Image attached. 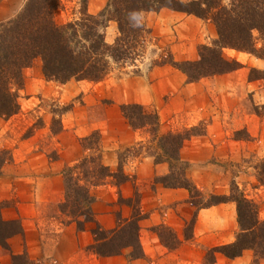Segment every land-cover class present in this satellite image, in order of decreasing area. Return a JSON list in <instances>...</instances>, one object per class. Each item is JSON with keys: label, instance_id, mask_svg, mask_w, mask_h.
<instances>
[{"label": "trees", "instance_id": "obj_1", "mask_svg": "<svg viewBox=\"0 0 264 264\" xmlns=\"http://www.w3.org/2000/svg\"><path fill=\"white\" fill-rule=\"evenodd\" d=\"M76 1L78 10L65 23L55 19L56 13L64 8L62 0H25L13 18L0 23V118L7 120L19 112L18 91L23 87V72L37 60L41 62L44 79L59 85L70 81L98 83L117 69L136 66L149 47L158 45L151 28L142 19L144 13L168 9L214 25L217 38L210 45L199 47V59L177 62L164 49L153 64L175 68L188 83L240 69L241 63L225 56L226 49L264 58V46H258V42H264V0H108L97 14L89 13L88 0ZM111 22L116 24L117 35L108 43L105 30ZM155 47L160 50L159 46ZM71 107H63L61 113ZM259 109L264 111V106L254 109L257 115ZM119 110L132 130L147 133L149 140L137 145L148 144V149L155 150L154 163L167 164L168 173L156 179V183L168 189L185 190L188 202L197 211L228 202L235 205L239 226L235 241L210 248L205 260L214 264L216 254L234 260L248 250L255 257L264 258V219L259 217V204L248 198L237 184H233L229 195L207 194L188 176L189 164L181 159L180 151L192 137L205 135V128L160 133V120L154 110L137 103L122 104ZM81 143L85 155L62 170L64 200L58 210L67 218L62 224H74L78 231H83L87 223H95L97 227L91 232L96 243L88 250L99 257L119 256L128 251L125 256L129 261L144 258L139 233L146 215L139 205L140 195L135 192L128 199L119 195V202L132 208V217L113 230L100 229L92 210L96 200L92 191L108 181L119 188L128 176L119 166L112 171L104 164L98 131L82 138ZM11 160L9 150H0V175ZM7 205L8 202H0V247L10 251L8 240L23 235V230L19 220L5 221L1 217V209ZM168 230L162 225L155 228L164 247L176 250L180 241ZM19 259L31 264L25 255L11 256L14 264Z\"/></svg>", "mask_w": 264, "mask_h": 264}, {"label": "rangeland", "instance_id": "obj_2", "mask_svg": "<svg viewBox=\"0 0 264 264\" xmlns=\"http://www.w3.org/2000/svg\"><path fill=\"white\" fill-rule=\"evenodd\" d=\"M224 1L228 2L229 0ZM62 2L64 8L59 10L55 16L58 23H65L73 19L75 11L78 10L76 0H62ZM107 2L108 0H88L89 13H99ZM24 3L25 0H0V6L3 7L0 13L11 19L21 10ZM6 10L8 13H5ZM142 19L148 27L151 26V20L147 18L146 14L142 15ZM116 35V24L111 22L105 30L106 41L112 43ZM212 41L201 45H210ZM261 45L264 46V42L263 44L258 42V46ZM155 46H159L160 50H156ZM164 49H168L167 46H160V44L149 47L143 59H140L136 66L117 69L105 80L98 83L73 81L62 86L54 82H48L42 75L41 62L39 60L35 61L31 67L24 70L23 87L18 91L20 110L14 116L16 119H22V121L26 119L28 122H33V126L27 129L22 136H28L34 132L35 128H39L42 136L40 145L43 149H46L50 158H57L58 151L63 150L66 151V154L69 153L73 156L75 144L78 145L82 157L85 155V151L81 139L89 136L94 131H98L100 134L99 149L103 154L107 151L111 157L113 154V160H117L116 169L119 166L125 174L126 172H133L138 157H140L138 160L147 158L149 161L154 162L155 150L148 149V144H145L146 147H139L136 145L137 143L126 148L123 146L124 144L127 145L128 139L132 137L129 134L133 135L135 130L128 126L127 121L121 115L120 105L133 102L154 110L160 120V133L182 132L192 127H197L201 131L206 124L213 122L209 113L205 114L204 117H200L202 112H195L191 115V113L183 114L180 111L188 93L182 94V99L174 104L171 103L167 94L160 95V91L155 85L162 75L158 74V70L153 64ZM168 51L170 50L168 49ZM260 60L264 61V58ZM246 67L248 84H251L250 89L248 88L250 92L248 91L242 97L239 108L235 113L233 111L230 119H228V121H231L229 124L233 127L229 135L233 140L232 144L225 147L221 146L220 149L223 152H219L218 155V144L207 141L218 138V128H214L211 130L210 136L205 132V135L194 136L186 141L180 151V157L189 164L188 176L202 192L229 195L233 184H237L248 198L259 204V217L264 219V111L259 109V115H257L254 110L264 106V65L262 64L260 68L257 66ZM213 77L203 78L194 84L198 85L200 82L202 83V81ZM253 89L255 91H252ZM191 92L193 91L191 90ZM69 105H72V107L61 113V109ZM250 118L253 119L254 136H250L245 127H240L242 122L251 120ZM236 125H238V129L235 128ZM49 131L50 133H48ZM52 131L57 133L54 134L55 139L52 138ZM137 131H139L140 134L138 133V135L140 137L142 136L141 133L143 134L144 142L139 143H146L149 137L145 130ZM117 143L122 146L116 148ZM111 159H107V163ZM147 174L148 177L143 176V179L145 177V180H149L144 184L146 188L144 191L142 188H137L136 193L140 195L139 205L143 207L141 210L146 211L149 207L148 213L143 212L146 218L150 217L149 214L153 212V217L150 219L156 217L155 221L158 223L150 224L151 221H144V219L140 224L139 237L145 255L144 258L129 261L125 256L128 251L113 257L97 256L88 250L91 245L96 243L91 230L97 226L95 223H87L84 230L88 227L92 235V243L85 251L86 254L93 256L92 259L88 260L89 264H91V260H93L92 264H209L205 260V256L210 248L235 241L239 226L236 207L233 203L228 202L200 211L187 203H174L169 206L161 202L158 203V200L153 203L151 202L153 201L152 184H158L156 179L165 176L167 173L162 176L153 175L152 177V171L147 170ZM131 181H134V178L130 179ZM108 183L110 182L108 181ZM62 187L64 200V180ZM92 193L96 198L101 195V192L95 190ZM20 199L18 197L12 198L7 207L1 209V217H3L2 211L4 209H16L17 202H21ZM109 206L110 216L112 215L115 220L112 226L108 219L105 224L97 220L96 215H101V210L94 212L98 227L104 231L113 230L124 220L132 217V208L121 204L119 197L114 204ZM47 207L49 209L47 216H43L44 219H41L44 222L43 232L41 233L43 236L41 249L45 245L55 246L52 256L36 258V261H34L27 254L24 255L31 264H64L60 262L63 260L61 256L64 254H57V247L61 248L62 245H56L54 240L58 235L56 232L57 226H60L67 218L61 215L60 212L58 213L53 206L49 207L48 205ZM171 208L174 210L173 213ZM51 216L55 218V221H50ZM15 220H19L22 225L20 218ZM160 225L172 230L171 232L180 241V245L176 250H168L158 238L155 228ZM32 239L35 240V237ZM48 252L49 249L47 248ZM248 256L251 257L250 261ZM215 257L214 264H244L246 258L245 264H264V258L255 257L254 252L251 250L245 251L241 255L245 260L242 258L229 260L220 254H216ZM85 261V258L79 260L80 264H84ZM0 264L14 263L11 258L9 261L8 258L7 261L0 258ZM15 264H25V259H19ZM68 264L73 263L70 261Z\"/></svg>", "mask_w": 264, "mask_h": 264}, {"label": "crops", "instance_id": "obj_3", "mask_svg": "<svg viewBox=\"0 0 264 264\" xmlns=\"http://www.w3.org/2000/svg\"><path fill=\"white\" fill-rule=\"evenodd\" d=\"M2 9L3 7L0 6V10ZM5 13H8L7 10ZM144 14L151 20L150 28L158 45L167 46L173 59L177 62L197 60L199 58L198 47L217 38L216 29L212 23L205 22L192 15L168 9H162L157 13ZM4 16L6 15L0 13V22L9 20L10 17ZM225 55L228 58L237 60L242 64V67L236 71L204 80L198 85L186 83V77L171 66L156 67L158 74L162 75L158 78L155 85L158 87L160 95L167 94L170 97L171 103L174 104L182 99V94L188 93L183 107L180 109L183 114L191 113L192 115L195 112H202L200 117H204L207 113L211 115L210 118H212L213 122L208 125L206 124L205 130L210 136L211 130L218 128V138L207 140L210 143L218 144V155L219 152H223L220 149L221 146L225 147L233 142L229 137L233 127L229 124L231 121H228V119H230L232 112L234 111L235 113L239 108L242 97L245 96L251 86L250 83L248 84L246 66H257L260 68L262 64L264 65V61L250 54L226 49ZM252 91L255 90L253 89ZM252 120H246L240 125L241 128H246L250 136H254ZM32 124L33 122L31 121L28 122L26 119L22 121V119H16L15 116L8 120L0 118V149L9 150L12 155V160L4 165L0 175V202H9L14 197L21 198V202H17L16 209L6 208L2 211V218L5 221L20 218L23 230V235H18L8 240L10 251L3 250L0 247V258L4 261H7V258L9 261L12 255L27 254L34 261H36V258L40 259L52 256L55 246L45 245L41 249V245L43 244L41 233L43 232L42 226H44V222L41 219H44L43 216H47V212L49 211L48 205L49 207L53 206L56 208L59 213L58 206L63 202L62 170L64 167L74 165L81 158L77 144L74 145L75 151L73 156L69 153L66 154V151L63 150L58 151L56 159L50 158L46 149H43L40 145L42 136L40 135L39 128H35L34 132L28 136H22L27 129L33 126ZM235 128L238 129V125ZM42 130L44 131V129ZM138 133L139 131H134L133 135L129 134L132 137L128 139L127 145L124 144L123 146L126 148L136 143L144 142L142 138L143 134L141 133L142 136L140 137ZM52 135V138L55 139V135ZM117 144L115 145L116 148L122 146ZM224 155L227 156L226 153ZM109 158L112 159L107 163V159ZM138 158H136V167L133 169V172H126L128 180L119 188L111 183H107L94 189L97 192H101V195L96 198L92 205V210L93 213L96 210H101L100 213L102 214L96 215V217L103 224L108 222V220L111 226L114 224V217L110 216L109 213V205L114 204L119 195L124 199H128L134 196L137 188H142L144 191L146 188L144 184L149 182V180H145V177H148L147 170L152 171V177L153 175L162 176L168 173L166 164H154L153 161H149L147 158L140 160ZM113 159V154L111 157L107 151L104 152L103 162L112 171L117 166V160ZM143 176H145L144 179ZM133 178L134 181L130 182V179ZM152 186L153 201L151 202L154 203L158 200V203L161 202L167 206L174 203H187L190 205L188 193L185 190L168 189L160 184H152ZM123 208L125 209V207ZM123 208L122 210H124ZM142 211L148 213L149 207L146 211L143 209ZM171 211L172 213L174 212L173 208H171ZM154 212L156 211L154 210ZM149 215L151 216L144 221H151L150 224L158 223L155 221L156 217L152 220L150 219L153 217V212ZM50 221H55V218L51 216ZM57 227L56 232L58 235L54 243L59 246L62 245L61 248L57 247V254H64L61 256L63 260L60 259V262L68 264V262L72 261L73 264H80L79 260L85 258L84 264H89L88 260L93 258L92 255H88L85 252L87 247L92 243V235L89 232V228L87 227L86 230L78 231L73 224H60ZM33 237H35V240L32 239ZM22 240L25 242V245ZM47 248L49 249L48 253ZM248 258L250 261L251 257L248 256ZM92 263L93 260H91Z\"/></svg>", "mask_w": 264, "mask_h": 264}]
</instances>
